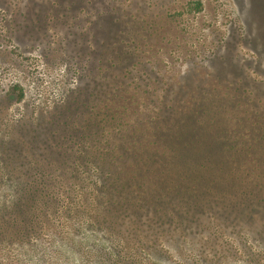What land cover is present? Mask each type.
<instances>
[{
    "label": "rangeland",
    "instance_id": "374dc122",
    "mask_svg": "<svg viewBox=\"0 0 264 264\" xmlns=\"http://www.w3.org/2000/svg\"><path fill=\"white\" fill-rule=\"evenodd\" d=\"M58 123L88 125L87 148L103 149V162L89 157L94 174L134 162L129 142L171 155L149 158L123 212L109 210L113 187L93 174L61 189L50 213L68 227L57 231L76 237L90 216L121 215L144 232L130 233L141 264H264V0H0V180L18 142L13 151L46 158L48 171L91 152L55 149Z\"/></svg>",
    "mask_w": 264,
    "mask_h": 264
},
{
    "label": "trees",
    "instance_id": "16d2710c",
    "mask_svg": "<svg viewBox=\"0 0 264 264\" xmlns=\"http://www.w3.org/2000/svg\"><path fill=\"white\" fill-rule=\"evenodd\" d=\"M17 89L18 87L14 86L11 94ZM72 107L76 112L78 111L77 105L70 106V104H68L63 110L64 113L67 109L71 110ZM53 121L55 122L56 120L54 119ZM56 125L60 128L62 127L60 123ZM87 126L84 127V124H80V129L75 131H73V129H77V127L70 130L69 127L67 128V125L63 126L60 133L55 137L58 141L55 149H63L62 147L64 145L66 146L65 143L69 142L72 144V148H84L85 153H87V149L91 150V152L70 160L63 161L60 159L58 160L60 164L57 163L51 171L43 169L50 165L46 158L42 159L34 154L26 157L12 150H16L21 143L18 142L14 146V142H12V147H14L12 148L9 146L12 148L10 149L11 151L9 150L11 155L9 153L5 154L6 156L2 159L7 168L6 171H3L6 178L4 179L3 177L4 180H0L1 184L5 181L3 189H6L5 196L2 198L0 197V262L5 260V262L13 264L15 260L20 263L24 260L31 264H87V262H92L88 258L90 256L89 254H91L92 251L97 252L98 249L100 253L98 252L95 256L97 259L95 262L96 264H141L140 261L137 260V255L134 252L135 247L139 245L140 242L136 241V243H132L130 241V233H134V230L138 229L144 233L140 226L137 227V225H133L134 223L127 225L119 223L118 217L121 215L116 216L109 214L107 216L106 213H104V216L102 215L101 217L97 214L95 217L90 216L87 218L85 229L79 236L75 237L74 235L69 236V234H63L62 231H57V228H62L65 223L61 220L58 222L56 219L54 220L53 218L55 217H52L50 211L53 208H56L57 211L60 205L64 204L63 199H61V189L64 188L63 192L66 195L68 191L74 193V186H78L82 181L83 183H88V178L93 174L99 177L100 180H104V182L108 181L107 183H109V186L113 187L112 191L109 193V199L113 202L109 210L111 212H117L118 210L123 212L128 209L125 205H129L130 207L131 204H136L132 196L129 195V192L124 191V188L130 186L134 194L138 193L137 190L142 186H137L136 183L140 176L143 177L141 172L146 168V164L149 163V158L153 159L154 155L155 159H157L158 154L165 151L167 155L170 156V151L164 150L161 145L154 144L152 141L148 144L144 143L143 146L136 144V142H129L131 148L128 152L132 153L134 162L127 165L125 161L127 157L122 153L120 157L121 159L123 158V162L127 165V168H125V165L122 163L123 168L120 169L119 175H115L114 173L109 174L108 177V175L104 173V168H100L98 165V168L102 172H100L99 175L94 174L91 172L92 169H90L89 157L95 162H103V149L99 152L98 146H90L91 149L90 147L87 148V144L89 146L93 141V139L88 140L90 138L88 135H82V130H86ZM15 139L17 141L18 139L22 140V138ZM214 143L216 142L214 141ZM7 145L8 143L0 142V146L4 147L6 151ZM221 147V145L216 144V149L218 148L221 150ZM208 148L211 149L210 146H208ZM27 150L32 152V147L30 146ZM148 151L155 153L149 155ZM2 155L4 154L2 153ZM74 163L80 164L81 167L74 165ZM69 164L72 166L68 167ZM67 167L71 172L68 174L69 176L65 170ZM82 169H84V171H82ZM93 169H96L95 165ZM21 170L27 172L34 170L35 178L29 180V177H22L23 174H21ZM1 191L0 189V192ZM95 191L99 193L98 188H95ZM77 198V196H74L72 200ZM159 198H155L154 201L157 202ZM79 203L82 202L80 201ZM122 216L125 217V215ZM103 219L104 222L102 221ZM89 225L97 228V232H93V234L99 237H90L87 235L88 233H86L85 230L90 233ZM96 225H98L99 228ZM118 228L123 237L119 234L118 236H111V242H109L106 238L100 236L101 230ZM47 234L49 236V242L45 241ZM121 243L123 244L117 255L114 247L111 245H119ZM90 247L94 248L90 249ZM52 248H56L59 252L63 251L67 257H57L53 253ZM125 249L130 250L127 251ZM63 260H65V262H63Z\"/></svg>",
    "mask_w": 264,
    "mask_h": 264
}]
</instances>
